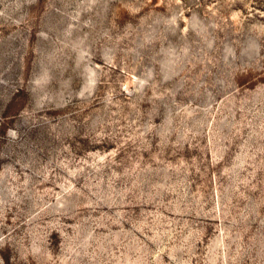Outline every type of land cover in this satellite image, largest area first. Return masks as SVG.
<instances>
[{
	"label": "rangeland",
	"instance_id": "374dc122",
	"mask_svg": "<svg viewBox=\"0 0 264 264\" xmlns=\"http://www.w3.org/2000/svg\"><path fill=\"white\" fill-rule=\"evenodd\" d=\"M0 264H264V0H0Z\"/></svg>",
	"mask_w": 264,
	"mask_h": 264
}]
</instances>
